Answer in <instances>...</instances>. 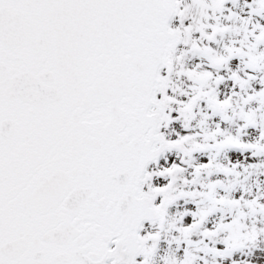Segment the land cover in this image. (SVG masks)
Instances as JSON below:
<instances>
[{
	"label": "snow or ice",
	"instance_id": "6c2138e0",
	"mask_svg": "<svg viewBox=\"0 0 264 264\" xmlns=\"http://www.w3.org/2000/svg\"><path fill=\"white\" fill-rule=\"evenodd\" d=\"M0 264H264V0H0Z\"/></svg>",
	"mask_w": 264,
	"mask_h": 264
}]
</instances>
